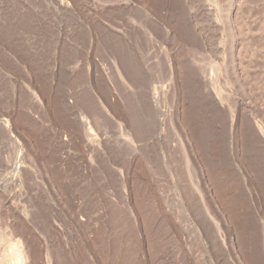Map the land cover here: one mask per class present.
<instances>
[{"label":"rangeland","instance_id":"374dc122","mask_svg":"<svg viewBox=\"0 0 264 264\" xmlns=\"http://www.w3.org/2000/svg\"><path fill=\"white\" fill-rule=\"evenodd\" d=\"M246 115L264 132V0H0V264H221L193 211L236 176L264 208ZM155 182L205 249L186 224H143Z\"/></svg>","mask_w":264,"mask_h":264},{"label":"bare ground","instance_id":"6f19581e","mask_svg":"<svg viewBox=\"0 0 264 264\" xmlns=\"http://www.w3.org/2000/svg\"><path fill=\"white\" fill-rule=\"evenodd\" d=\"M202 9H204V8L202 7ZM102 85H103V83H102ZM85 95H86V93H85ZM86 96L87 97L85 98V100H87L88 110H90L92 112L91 115H93V112H95V109H93V107H95V106L99 107V104L94 106V101H93L92 97H90V95H86ZM97 107H96L97 112H95V113L98 116H102V120L105 119L104 115H103L104 113H102L103 109L101 110L100 108H97ZM88 114L90 116V112H88ZM97 115H94V116L97 117ZM248 115H246V116H248ZM246 116H245V119H246ZM254 116H255V114H254ZM250 117L248 118V120L246 119L247 121L245 120L246 124H245V130L244 131H246V132L248 131L250 133L252 132L256 138L261 139L264 132L262 131V128L260 127V125L257 124V122L253 121L252 119H250ZM81 120L83 122L82 123L83 126L87 125V131H86L85 135H87V139H90L95 133L92 131V128L89 126L88 118L83 117ZM105 121L107 122L106 119H105ZM73 124H75V123H73ZM122 141L125 145V147L122 146V148L128 149V148L132 147L131 140H129V139L124 140L123 139ZM122 151L125 152L124 150H122ZM156 152L157 151H155V153ZM152 156H154V154ZM141 158H143V157H141ZM149 160H150V157H149ZM126 161H127V159H126ZM140 162L141 163H139V164L137 163L139 165L138 169L141 170V172H142V174H144V176H145V174H147L145 177H147V176L149 177L150 176L149 175V168L150 167L146 166V165H148L147 161L142 162V160H141ZM149 162H151V161H149ZM120 165H122V164H120ZM237 177L238 176H236L233 179V181L230 183H229L228 179L226 180L225 178H222V177L215 178V180L213 182L214 191H213L212 197L198 202L197 208H194L195 211H193V214L196 216V219H195L196 223L197 224H206V226H208V228H207L208 234H206V237H205L208 252H209V254L211 253L210 255H212V256L216 255V257H222V260H221L222 263L221 264H235V260L233 262V258H235L236 261H238L240 264H243V262L241 260V256L244 257V259L247 258L246 261H249V263H250L251 258L255 259V261H256L257 257L259 256V251H260L258 248L262 244H264L262 242V237H260V234L262 233V231H259V229L255 227V224H264V208L261 209V211L256 208V204H254L255 201L253 203V200H251L252 198L250 199L249 196H247V194H246L248 191L246 192L245 190L248 188H246L244 190V187H242V185H245V184H242L243 182L240 183V181ZM145 180H147V179H145ZM155 183L157 184V182H155ZM262 183L264 184V181ZM150 184L151 183L146 184L143 188L138 187L140 190L137 193L138 195H136L138 198L137 199L138 205H139L138 208L140 209V212H141V218L143 219V224H148L150 227H152L151 226L152 224H159V226H162L164 232L166 231L167 234L168 233H170V234L174 233L175 235H176V231H178L175 229L176 225L177 224H186L188 228L189 227L192 228L191 231L193 232L194 239L198 242L199 247L202 249H205V246H204L201 238H199V235H197V233L193 230L194 229L192 226L193 223L191 222L190 218L187 216V213H186L187 210L183 209L180 206L177 198H175L176 194L175 193L172 194L173 207H174L175 211L174 212L171 211V213L169 215H167V213L163 209V201H165V199L162 195L165 192L160 191L161 190L160 188L158 190V184H157V189L155 187L156 186L155 184H154L155 186L153 184L152 185H150ZM122 185L123 184L120 185L121 188H123ZM262 188H261V190H262ZM166 189L170 190V188H166ZM263 191H264V189H263ZM260 192H262V191H260ZM157 194L161 198L160 202L157 201ZM261 204H263V203H261ZM184 205L186 207H189L186 204H184ZM259 207H260V205H259ZM210 224H211V227L213 226L212 229L210 228ZM222 224H230V226L233 225L235 233H236V236L234 238L235 242L232 240L233 235H230V236L228 235V237L225 238V236L223 234V230L220 229V226L223 229ZM151 230H153V229H150V232H151ZM187 230H190V228ZM178 233H180V231ZM224 233L226 234L225 231H224ZM155 236H157V235L155 234ZM155 236L153 238H155ZM234 243L238 245L239 251H237V247H235ZM16 246H14V247H16ZM239 253L241 256L239 255ZM248 254L252 257L250 258L248 256ZM12 255H13V258L15 259V262L13 264H19L22 260L20 250L16 252L15 256H14V252H12ZM259 261H261V260H259ZM256 262H254V263H256ZM262 263H259V264H262ZM252 264H253V260H252ZM257 264H258V262H257Z\"/></svg>","mask_w":264,"mask_h":264}]
</instances>
